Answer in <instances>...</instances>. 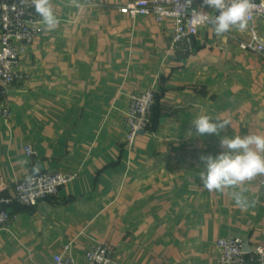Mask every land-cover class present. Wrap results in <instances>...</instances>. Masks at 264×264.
<instances>
[{"label": "crops", "instance_id": "0c3cea01", "mask_svg": "<svg viewBox=\"0 0 264 264\" xmlns=\"http://www.w3.org/2000/svg\"><path fill=\"white\" fill-rule=\"evenodd\" d=\"M133 1L52 0L60 25L40 27L20 56L23 78L0 90L10 111L0 114V200L24 175L72 177L34 205L0 202L11 216L0 264H52L65 245L76 264L97 245L111 264H215L219 238L239 237L246 253L264 245L258 176L243 186L255 201L246 210L199 177L224 135L264 134V51L239 48L248 27L217 36L203 25L189 47L172 46L169 20L118 11ZM252 28L264 41V16ZM148 88L149 127L128 143V96ZM202 110L229 126L197 136Z\"/></svg>", "mask_w": 264, "mask_h": 264}, {"label": "built area", "instance_id": "2783aa9c", "mask_svg": "<svg viewBox=\"0 0 264 264\" xmlns=\"http://www.w3.org/2000/svg\"><path fill=\"white\" fill-rule=\"evenodd\" d=\"M253 8L249 16V39L238 44L240 49L261 54L264 41L258 39L252 24L264 16V0H251ZM119 12L130 17L151 15L155 21L169 20L172 23L171 45L189 47L199 27L195 17L200 12L216 15L215 10L203 5V0H135L119 7ZM40 17L31 0H0V90L6 92L23 75L18 70L21 54L40 31ZM227 34V33H225ZM154 93L148 88L128 96L125 113L126 141L132 143L136 134L149 127V113ZM0 114L8 118L10 111L0 103ZM26 153L30 149L26 148ZM71 176L59 172H42L24 175L13 185L11 197L0 202L15 203L19 206L34 205L38 200L54 196L60 187L71 181ZM257 183L264 189V176H258ZM11 216L0 207V229ZM215 264H264V245L254 247L249 253L243 250L239 237H225L216 240ZM68 245L52 256V264H76L69 255ZM111 253L106 246H93L84 253L83 264H111Z\"/></svg>", "mask_w": 264, "mask_h": 264}, {"label": "clouds", "instance_id": "9594fccd", "mask_svg": "<svg viewBox=\"0 0 264 264\" xmlns=\"http://www.w3.org/2000/svg\"><path fill=\"white\" fill-rule=\"evenodd\" d=\"M37 15L40 17L41 30L50 33L55 31L61 21L54 10L52 0H31ZM203 5L215 10L216 15L200 12L195 19L197 24H209L217 36L236 29L243 31L248 27L249 16L253 8L251 0H203ZM69 7L81 8L80 0H68ZM192 124L197 136L206 134L220 135L229 126V122L213 119L203 110ZM220 147L224 149L219 155L201 156L204 168L199 173L203 189L209 192H221L231 189L230 196L235 206L246 210L255 205L245 195L248 191L243 187L257 176H264V134L249 132L244 136L220 139Z\"/></svg>", "mask_w": 264, "mask_h": 264}, {"label": "water", "instance_id": "95a60500", "mask_svg": "<svg viewBox=\"0 0 264 264\" xmlns=\"http://www.w3.org/2000/svg\"><path fill=\"white\" fill-rule=\"evenodd\" d=\"M140 132H143V131H140ZM140 132H138V133H140Z\"/></svg>", "mask_w": 264, "mask_h": 264}, {"label": "trees", "instance_id": "16d2710c", "mask_svg": "<svg viewBox=\"0 0 264 264\" xmlns=\"http://www.w3.org/2000/svg\"><path fill=\"white\" fill-rule=\"evenodd\" d=\"M153 103H154V101H153Z\"/></svg>", "mask_w": 264, "mask_h": 264}]
</instances>
